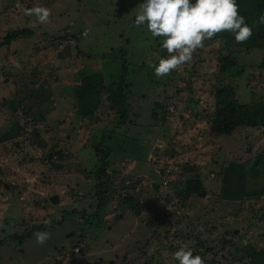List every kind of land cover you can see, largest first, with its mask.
I'll list each match as a JSON object with an SVG mask.
<instances>
[{
    "label": "rangeland",
    "instance_id": "rangeland-1",
    "mask_svg": "<svg viewBox=\"0 0 264 264\" xmlns=\"http://www.w3.org/2000/svg\"><path fill=\"white\" fill-rule=\"evenodd\" d=\"M143 2L0 0L1 43L12 30H32L0 44V137L16 119L27 128L26 135L0 138V264H179L174 253L182 245L205 264H253L242 242L264 249V195L222 196L226 162L243 163L250 178L263 166L264 125L218 134L210 122L219 81L235 83L241 101L252 92L264 100V50L242 51L239 63L251 64L224 77L220 43L205 40L191 62L157 78L149 62L168 53L164 37L135 26ZM34 6L50 9L48 23L23 14ZM67 43L73 55L61 57ZM85 67L103 70L110 82L119 69L125 74V121L106 98L94 115L77 120L65 87L78 83ZM106 151L116 188L135 187L142 198L141 215L119 218L113 199L99 219H90ZM262 172L255 176L261 181ZM190 176L203 180L205 197L188 196ZM38 231L51 233L43 245L33 235Z\"/></svg>",
    "mask_w": 264,
    "mask_h": 264
},
{
    "label": "trees",
    "instance_id": "trees-1",
    "mask_svg": "<svg viewBox=\"0 0 264 264\" xmlns=\"http://www.w3.org/2000/svg\"><path fill=\"white\" fill-rule=\"evenodd\" d=\"M194 3L195 0H192ZM239 5L240 15L246 18V22L252 27L253 35L249 40L243 43H236L234 35L231 32L224 31L215 35L211 40L218 41L220 43L218 63L219 74L222 76H228L231 72L237 75L245 72L247 66L250 64L239 63L238 58L241 56L242 51L250 48H261L264 50V24L258 23V18L264 15V0H237ZM32 30L24 27L12 30L8 32L5 39L0 42L11 43L15 38L23 35H28ZM127 62H125V67ZM120 70V69H119ZM115 75V80L108 81L106 74L103 70L85 67L78 72L79 82L73 85H66V94L71 98L72 104L76 111L77 120H82L89 116H92L101 107L104 98L110 101L111 104L119 107L123 120L127 118L129 112V99L130 90L129 84L126 82L125 74L119 73ZM119 74V75H118ZM121 77V78H120ZM120 79V81H119ZM221 78H218V80ZM119 81V83H117ZM64 88V89H65ZM33 89V88H32ZM252 92V91H251ZM39 90H36V94H32L31 99L34 101L39 100ZM249 101H241L238 96V87L233 82L226 83L225 81H219V85L215 86L214 92V111L210 114L211 129L218 134H230L240 125H264V100L254 99ZM25 93V98H27ZM30 99V97H28ZM48 97L45 101H48ZM21 101V100H20ZM23 101V100H22ZM51 102V101H49ZM47 102V103H49ZM45 103V102H44ZM45 105V104H43ZM35 106H40L36 104ZM33 106L26 112H29ZM41 114V113H40ZM39 117H35V121H39ZM14 125L8 126L7 130L1 135L3 141L13 139L20 135H26V125H22L19 120L12 122ZM39 135V134H37ZM109 137H112L109 134ZM38 137V136H37ZM107 137V136H106ZM109 151H106L103 161L105 162L96 171V185H95V200L97 206L90 214V219L95 221L102 215V211L106 210L113 199L116 205L120 208V212L117 214L119 218H122L127 211H132L136 215H141L143 211V200L139 194L135 193V187L133 190H129L126 186L122 188H116L113 181V170L108 171L109 164ZM222 167V196L232 200H243L246 197H261L264 195V179L255 176L264 173V163L262 167H259L254 172L253 177L247 176L248 173L243 166V163L231 161ZM112 169V168H111ZM236 190V186H238ZM188 192V196L196 194L201 197L207 195V188L203 183V180L198 176H190L184 186ZM99 224V223H97ZM102 226V225H100ZM45 227L37 226V229H45ZM36 229V228H35ZM33 229V231H35ZM32 229L29 230L27 235L32 234ZM247 254L251 255V261L253 264L264 262V249L257 250L252 244L246 246ZM144 264H156L151 261H146Z\"/></svg>",
    "mask_w": 264,
    "mask_h": 264
},
{
    "label": "clouds",
    "instance_id": "clouds-1",
    "mask_svg": "<svg viewBox=\"0 0 264 264\" xmlns=\"http://www.w3.org/2000/svg\"><path fill=\"white\" fill-rule=\"evenodd\" d=\"M137 8L135 26L146 24L153 37H164L162 47L167 50V58L157 54L158 64L149 62L157 78L191 62L196 50L205 46L204 41L218 33L231 32L236 43L246 42L253 35L252 27L240 15L237 0H195L194 3L192 0H144ZM22 11L25 16H35L40 24L48 23L51 16L50 9L43 6ZM258 23L264 24V15L258 18ZM45 223L50 225L51 221ZM33 235L40 245L51 237L46 231ZM242 243L246 246L248 241ZM174 259L179 264H205L201 256L193 255V250L183 245L174 253Z\"/></svg>",
    "mask_w": 264,
    "mask_h": 264
},
{
    "label": "water",
    "instance_id": "water-1",
    "mask_svg": "<svg viewBox=\"0 0 264 264\" xmlns=\"http://www.w3.org/2000/svg\"><path fill=\"white\" fill-rule=\"evenodd\" d=\"M59 55L61 57H65V56H72L73 55V50H72V44L71 43H67L63 46V48L59 51ZM51 200L54 203L59 202V195L55 194L53 196H51Z\"/></svg>",
    "mask_w": 264,
    "mask_h": 264
},
{
    "label": "crops",
    "instance_id": "crops-1",
    "mask_svg": "<svg viewBox=\"0 0 264 264\" xmlns=\"http://www.w3.org/2000/svg\"><path fill=\"white\" fill-rule=\"evenodd\" d=\"M76 71H79L77 68L75 69ZM78 78V77H77Z\"/></svg>",
    "mask_w": 264,
    "mask_h": 264
}]
</instances>
